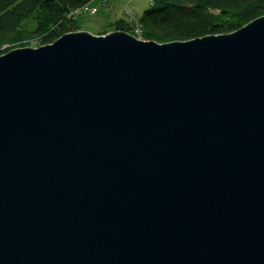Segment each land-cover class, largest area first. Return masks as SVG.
<instances>
[{"label":"water","instance_id":"95a60500","mask_svg":"<svg viewBox=\"0 0 264 264\" xmlns=\"http://www.w3.org/2000/svg\"><path fill=\"white\" fill-rule=\"evenodd\" d=\"M0 264H264V15L0 55Z\"/></svg>","mask_w":264,"mask_h":264},{"label":"trees","instance_id":"16d2710c","mask_svg":"<svg viewBox=\"0 0 264 264\" xmlns=\"http://www.w3.org/2000/svg\"><path fill=\"white\" fill-rule=\"evenodd\" d=\"M91 1L0 0V42L19 32L30 35L45 32L43 39L48 36L53 37V41L65 33L76 32L79 30L76 16L71 17L69 13L90 4ZM149 2V7L142 12L136 22L140 25L141 39L156 42L186 41L205 36L204 26L212 23L214 16L230 18L240 9L249 8L251 9L249 12L264 15V0H149ZM247 16L248 13H243L238 19L244 20ZM29 19L34 22V29L32 31L20 29ZM114 25V29L130 31L132 34L133 23L118 20ZM104 32L107 31L102 33L105 34Z\"/></svg>","mask_w":264,"mask_h":264},{"label":"rangeland","instance_id":"374dc122","mask_svg":"<svg viewBox=\"0 0 264 264\" xmlns=\"http://www.w3.org/2000/svg\"><path fill=\"white\" fill-rule=\"evenodd\" d=\"M149 4V0H92L90 2V6H96L97 12L93 14L82 13L76 15L75 20L79 27L78 31H86L94 35H104L102 33L103 31H107L104 33L120 31L114 29L115 22L121 20L132 23L133 21L138 20L142 12L149 7ZM250 10L251 9L249 8L240 9L239 11L234 12L230 18H220L219 16H214V21L210 24H205L204 26L206 35L231 33L244 26L249 20L262 16L261 14L255 12H249ZM243 13H248V16L244 20L238 19ZM34 27V22L29 19L23 23V26L20 29L32 31ZM44 33L36 35L21 34L20 32L16 33L11 38H7V40H2L0 42V55L17 48H37L53 42V37L49 38L47 36L48 38L46 37L43 39V36H45ZM127 33L130 34V31ZM131 33L132 34L130 35L142 40L141 36L134 33V29ZM167 42L172 41L157 43Z\"/></svg>","mask_w":264,"mask_h":264},{"label":"built area","instance_id":"2783aa9c","mask_svg":"<svg viewBox=\"0 0 264 264\" xmlns=\"http://www.w3.org/2000/svg\"><path fill=\"white\" fill-rule=\"evenodd\" d=\"M97 12V8L96 7H92L90 6V4H87V5H84L82 7H79L77 9H74L73 11H71L69 13V16L71 17H75L76 15L78 14H82V13H88V14H93V13H96ZM133 28L132 30L134 29V33H136L138 36H140V25L138 22L136 21H133Z\"/></svg>","mask_w":264,"mask_h":264},{"label":"crops","instance_id":"0c3cea01","mask_svg":"<svg viewBox=\"0 0 264 264\" xmlns=\"http://www.w3.org/2000/svg\"><path fill=\"white\" fill-rule=\"evenodd\" d=\"M92 7H96V6H92Z\"/></svg>","mask_w":264,"mask_h":264}]
</instances>
